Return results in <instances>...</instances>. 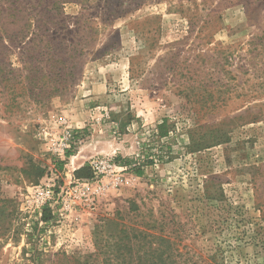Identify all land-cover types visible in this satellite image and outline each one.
<instances>
[{"label": "rangeland", "instance_id": "1", "mask_svg": "<svg viewBox=\"0 0 264 264\" xmlns=\"http://www.w3.org/2000/svg\"><path fill=\"white\" fill-rule=\"evenodd\" d=\"M109 220L264 264V0H0V264H112Z\"/></svg>", "mask_w": 264, "mask_h": 264}, {"label": "trees", "instance_id": "2", "mask_svg": "<svg viewBox=\"0 0 264 264\" xmlns=\"http://www.w3.org/2000/svg\"><path fill=\"white\" fill-rule=\"evenodd\" d=\"M159 129L162 136L167 135V132H163V125ZM70 155L71 152L68 153V156ZM59 162H61L60 167L63 168L64 163ZM55 163L57 165L58 161L55 160ZM83 171L78 170L76 174L81 176L80 174ZM48 219L49 216L45 214L44 221ZM104 226L112 231L109 237V239H112V243L107 240V243L111 244L108 250L112 264H183L178 259L182 254L175 248V241L168 236L149 232L150 229L155 228L154 225L146 230L136 228L120 229L118 221L109 220L104 222Z\"/></svg>", "mask_w": 264, "mask_h": 264}, {"label": "built area", "instance_id": "3", "mask_svg": "<svg viewBox=\"0 0 264 264\" xmlns=\"http://www.w3.org/2000/svg\"><path fill=\"white\" fill-rule=\"evenodd\" d=\"M74 139L75 134L73 131L68 130L64 132L63 136L58 140V143L54 144L51 148L53 155L59 160H65L66 156L70 152V149L72 148ZM110 168L113 171L117 169V167L113 165H110ZM50 172L51 177H56L57 179L59 170L57 168L56 163L53 164V167L50 169ZM55 181L56 180H49L48 185L45 188L41 187L36 189L32 195V202L35 210L34 212L39 215L40 219H42L43 217L44 209L47 206H51V204L55 201L56 196L59 195V193H56L55 191ZM83 185L88 193L87 202L90 203L88 205L95 210V201L105 191L106 187L104 186V184H101L100 182L96 181L95 178L85 181ZM26 210H29V208L27 207L25 211Z\"/></svg>", "mask_w": 264, "mask_h": 264}]
</instances>
